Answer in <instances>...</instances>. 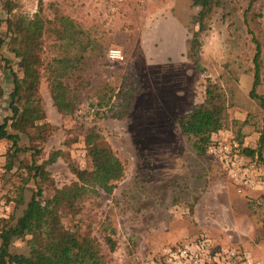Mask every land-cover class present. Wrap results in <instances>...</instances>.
Returning <instances> with one entry per match:
<instances>
[{
	"label": "rangeland",
	"instance_id": "rangeland-1",
	"mask_svg": "<svg viewBox=\"0 0 264 264\" xmlns=\"http://www.w3.org/2000/svg\"><path fill=\"white\" fill-rule=\"evenodd\" d=\"M14 1L18 4L14 12L30 15L42 3L43 12L49 17V4L57 3L61 12L89 27L102 47V55L94 57L87 73L89 83L81 91L74 116L61 117L52 105L47 82L41 81L39 93L47 118L55 128L42 145L39 160L45 159L51 150L63 149L80 168L88 167L83 138L89 128L99 132L120 159L124 174L115 182L113 193L101 191L99 196L85 201L81 212V223H90L109 263L150 264L164 247L205 233L220 242L244 247L264 264L262 193L250 198L245 191L239 192L221 164L207 152L198 156L175 123L178 115L204 99L208 77L227 92L234 88L229 115L249 120L246 129L254 137V146H258L264 110L239 87V75L250 66L252 57L240 13L227 21H221V11L213 14L208 29L200 34V71L187 57L188 40L196 28L193 17L198 11L191 0ZM236 2L242 6L246 0ZM5 17L0 9V18ZM177 19L182 25L174 30ZM4 29L5 26L0 34L6 41ZM177 33L181 48L175 54L166 53L167 36ZM110 47L120 48L124 59H108L106 52ZM4 54L17 71L16 59ZM229 69L234 70L236 80L229 77ZM114 93L117 96L104 107L106 113L95 114L91 110L98 98L105 101ZM127 103L126 114L112 115ZM235 136L232 131L231 137ZM217 139L227 138L211 140ZM3 142L6 143L0 147V204H11L9 210L19 213L35 186L30 181L23 202L15 204L16 186L20 184L16 170L24 154L13 156L10 142ZM24 143L27 139L22 136L20 144ZM64 159L59 157L48 166L58 186L75 179ZM195 195L200 200L198 210L192 213L185 207L189 208ZM231 205L238 210H230ZM106 236L115 242L113 251H108ZM11 249L16 253L28 252L25 241L20 239L14 241Z\"/></svg>",
	"mask_w": 264,
	"mask_h": 264
},
{
	"label": "trees",
	"instance_id": "trees-1",
	"mask_svg": "<svg viewBox=\"0 0 264 264\" xmlns=\"http://www.w3.org/2000/svg\"><path fill=\"white\" fill-rule=\"evenodd\" d=\"M191 1L198 11L193 17L196 28L188 40L187 57L203 71L200 34L208 29L215 12L221 11V21L240 13L244 36L252 48L250 66L243 70L253 75L248 95L264 110V0H246L242 6L236 0ZM57 5L55 2L49 4L52 12L49 17L44 14L42 3L28 15L14 12L18 7L14 0H0V9L6 14L4 19L0 18V25L5 26L4 36L7 38L4 41L0 36V48L5 43L6 51L17 61V71H14L9 57L0 52V65L10 69L13 85L9 93L10 115L0 123V141L10 142L13 156L24 154L16 170L20 184L16 186L15 204L23 202L30 181L35 186L23 209L2 220L0 264H110L109 256L100 239L92 233L90 223L85 226L81 223V212L85 201L99 196L101 191L108 195L113 193L115 182L124 174L120 159L101 134L89 128L83 138L88 167L80 168L63 149L51 150L45 159L39 160L42 145L55 128L47 118L39 93L41 81L47 82L52 105L61 117H72L78 109L81 91L89 83L87 73L94 57L103 52L91 29L61 12ZM226 72L236 80L233 69ZM228 92L207 77L204 99L175 118L181 134L188 138L198 156L206 153L212 135L219 130L229 129L235 133L234 139L243 142V127L249 120L229 115L234 88H228ZM115 96L116 93L109 94L105 101L98 98L91 110L95 114L106 113L104 107ZM128 97L131 103L132 96ZM124 105L112 115L126 114L129 103ZM108 107L112 111L111 106ZM22 136L27 139V144H20ZM241 152L264 167V116L258 146L242 147ZM59 157H65L75 177L61 186L55 183L48 169ZM198 199L199 196H193L189 206L192 213ZM260 199L264 200V192ZM19 239L28 247L26 254L11 250L12 243ZM105 239L108 251H113L114 240L110 236Z\"/></svg>",
	"mask_w": 264,
	"mask_h": 264
},
{
	"label": "built area",
	"instance_id": "built-area-1",
	"mask_svg": "<svg viewBox=\"0 0 264 264\" xmlns=\"http://www.w3.org/2000/svg\"><path fill=\"white\" fill-rule=\"evenodd\" d=\"M108 59L121 61L122 50L110 47ZM242 143L233 137L211 140L206 152L217 160L237 190L264 191V175L259 164L241 152ZM9 210L8 205L0 204V219ZM150 264H260L251 253L238 244H227L211 236L200 233L164 247Z\"/></svg>",
	"mask_w": 264,
	"mask_h": 264
},
{
	"label": "crops",
	"instance_id": "crops-1",
	"mask_svg": "<svg viewBox=\"0 0 264 264\" xmlns=\"http://www.w3.org/2000/svg\"><path fill=\"white\" fill-rule=\"evenodd\" d=\"M113 1H115V0H113ZM173 25H174V28H175L174 30H176V29H179L178 27H179V25H182V23H180V20L177 19V22L173 23ZM2 27H4V25H0V29ZM0 36L2 37L3 35L0 34ZM167 39H168V40H166L167 49L165 50V52L169 53V54H175L181 48V43H180L181 41H180L179 33H177V35H175L174 37L171 36V35H168ZM0 52L3 54V56L8 57V56H6V54H4V53L7 52L6 48H4V45L1 46ZM8 55L10 56L9 53H8ZM11 68L14 71H16L12 66H11ZM252 83H253V75H252V73H244L243 72V73H241L239 75V87L241 88V90L243 92L248 94L250 89H251ZM12 87H13V85H12V75H11L10 69L9 68H3L0 65V123L4 120L5 117L10 115L9 93L11 92ZM232 117H234L236 119H240V117L237 116V115H234ZM241 120H244V117L241 118ZM250 134H251L250 131L246 129V126H244L243 127V142H242V145H243V147L256 148L254 146L255 144L252 141L254 139V137H252V135H250ZM231 135H232V131L229 130V129H226V130H219L218 132L214 133L212 135V137L230 138ZM3 141L4 140L0 141V147H1V144L6 143V142H3ZM259 167L261 169V173L264 175V167L262 165H260V164H259ZM244 191H245V194L248 195L250 198H256L259 194L264 192V191L262 192V191L249 190V189H246ZM199 200L200 199H198V201L196 203H194V205H193V209L192 210H194V212L196 210H198V206H199L198 202H199ZM10 205L11 204H8L9 207H10ZM185 208H186V210H189L188 207H185ZM229 209L230 210H238L237 208H235L232 205L229 207ZM247 210H249V209H247ZM14 212L16 214H18L17 210H7L6 213H5V216L0 219V226H1L2 220L8 219L10 217V215L13 214ZM179 235H182V234H179ZM176 237H179V236L177 235L174 238H171V240L176 239ZM0 243H1V239H0ZM12 244L14 245V242ZM22 253L26 254V252H22Z\"/></svg>",
	"mask_w": 264,
	"mask_h": 264
}]
</instances>
